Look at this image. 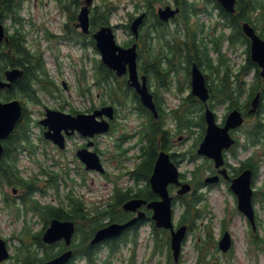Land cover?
<instances>
[{"label":"trees","instance_id":"trees-1","mask_svg":"<svg viewBox=\"0 0 264 264\" xmlns=\"http://www.w3.org/2000/svg\"><path fill=\"white\" fill-rule=\"evenodd\" d=\"M156 1L158 0H139L140 3L147 4L151 14L148 20L149 25L140 31V47L138 50L141 72L147 74L149 81H152V77L155 79L153 93L159 111V118H155L152 112L141 104L138 94L129 85L126 77H118L115 71L108 68L101 59L94 61L92 78H87V71L83 67L79 72L78 89L81 95L88 94L94 98L98 92H101L105 95V98L102 99L103 104L111 100V103L118 108H133L142 119L141 141L144 143L142 145L143 159L136 168L128 172L129 175L135 179L136 183L140 181L148 182L159 151L170 149L173 136L171 134L172 130L167 128L166 117H171V121L174 123L173 126L177 130L176 136L184 128L191 131L196 126L201 128L200 137L204 134V102L189 93L187 96L184 95L182 97L178 107L166 114L167 109L161 95V92L172 90L174 85H177L176 88L179 93H185L190 87V72L194 62L207 73V80L213 77L212 73H215L218 79L217 83H209L211 99L220 103H228V108H239L248 118H251L247 113L251 99L258 91H261L262 97L257 114L251 123L247 122L245 132L252 144L262 143L261 151L264 152V78L260 75L258 65L251 59L250 48L248 47L247 50L248 57L246 62L237 70H233L229 64H226V57L221 53L220 38L211 36L208 33L210 35L209 40L211 39L210 41L215 43V46H209V40L206 39V35L199 37L200 32L205 30L204 25L191 21V14H197L200 10H205V7L199 8L200 4L196 0H175L176 4L181 7L182 14L180 17H186L184 23L181 22L185 27L184 29L181 26V29L183 32L186 31V34L182 36L176 32L174 33L176 35L174 36L175 38H172L168 37L170 30L154 13L153 5ZM204 2L214 4L219 9V14L225 23L224 25L234 27L235 33L233 36L237 35V38L244 39L242 21H249L257 29L262 30V36L264 37V0H237L235 13L226 11L216 0H205ZM20 5L21 0H0V19L5 21V19L10 18L15 26L11 32L7 29L8 33L10 32L9 41L0 44V79L4 77V71L9 67L18 66L24 69L23 77L18 79L10 90H3L7 99L18 98L23 106L22 116L6 141L4 153L0 158V181L10 186H20L21 175L17 170L16 161L19 153L26 146H23L22 142L30 141L29 126L31 117L26 104L28 101L40 103L41 96L39 91L43 90L53 94L57 89L55 80L49 76L46 68L44 54L39 49L32 50L29 47L28 37L30 31L25 28L19 12ZM114 8H116L114 2L110 0H105L103 6L98 5L94 12V23L97 26H99V22L101 24H109V16ZM49 36L50 34L48 33L47 37ZM80 38L82 39L83 36L80 35ZM158 46H162V48ZM212 50L219 55V59L216 60L218 62L215 64L212 58ZM252 70H255L256 73H253V80L249 82L246 80L245 75ZM181 74H184L183 78ZM244 94H246V98L242 101ZM213 100H210V103ZM194 109H199L200 114L197 116L193 114ZM118 146L121 147L119 142ZM175 157L177 155L173 154V159L176 161ZM195 157L196 155L192 152L191 160ZM259 160V155H257L256 159L253 157L250 160L243 161L242 167H251L256 175L260 166ZM200 168L201 166L197 167L192 174L195 191L186 195L176 196L177 199H180L179 203L182 207L180 222L190 224L192 227L211 212L208 208H204L205 202H202L203 193L198 190L204 184L202 180L204 172L202 174ZM234 171L235 173L239 172V169L235 168ZM57 181L58 179L52 175L46 178V184L56 188H58ZM26 184H28H24L26 187L21 184V188L27 189L28 193V200H24V204L27 206L25 210L30 207L39 211L47 224L54 217L61 220L76 221L79 223L80 234L84 239H89L93 232L109 223L126 221L129 215L122 208V204L127 199L132 197L151 199L155 197V193L151 190L149 184H146L140 189L132 187L126 190L123 188L117 189L112 199L108 202L107 207H100L103 205H95L93 208L89 207L83 198L75 196L73 193L67 194L65 201H62L58 206H53L52 204L43 205L34 198V194L40 191L37 181H27ZM254 198L257 201H264V194L256 191ZM223 223L227 227V223L225 221ZM137 227L138 225L135 224L126 229L123 234L125 236L120 241H128L131 236L129 233H133L131 240L135 241ZM152 227L156 237L155 245L157 250L163 252L167 249L168 262L171 264L173 258L169 246V233L164 229L157 228L153 222ZM249 238L257 255L260 251H264V238L258 231L251 229ZM212 243H214V236L212 231L209 230L205 242L197 246L199 251L195 264H220L219 258L213 255L209 256ZM110 244V249H116L119 246L118 239L111 241ZM86 254L90 264H94V249L88 246ZM23 257L21 262L17 264H37L42 258L36 253L31 255L32 259L26 254ZM27 257L28 259H26Z\"/></svg>","mask_w":264,"mask_h":264},{"label":"rangeland","instance_id":"rangeland-1","mask_svg":"<svg viewBox=\"0 0 264 264\" xmlns=\"http://www.w3.org/2000/svg\"><path fill=\"white\" fill-rule=\"evenodd\" d=\"M101 2V0H95V3ZM117 2V0H116ZM119 4V2H117ZM135 11L134 5L132 0H121L120 6L118 11L113 14L112 18V24L116 25V32H117V39L120 44H124L125 41L132 38V35H130L129 30L125 27V24L128 23L129 20V12ZM136 12V11H135ZM216 13V12H215ZM24 15L25 20L30 25L36 27H49L51 30L59 32L62 24L66 21V15L59 9L58 4L55 1L48 0L47 2H39L37 5L34 0H31L29 3H27V6L25 7L24 11L22 12ZM200 17V20L206 21L208 24H210V19H215L214 14L212 16H203V15H196L194 18ZM5 23L7 26L13 30L15 27H13V23L6 19ZM34 24V25H33ZM118 24V26H117ZM25 28L27 29L28 26L26 25ZM171 28H175V26L172 24ZM42 31L40 30L39 33L37 31L34 32V34L41 35ZM35 36V35H34ZM38 36V37H39ZM31 42H33L32 39H30ZM43 46L47 47L50 46L48 44V41H41ZM62 52L60 54L59 61L62 62L61 69L62 74L60 73V70L58 69L59 64L55 62V57L52 51L46 52L45 60L48 68L52 72L51 75L54 79H58L59 82H61L62 78L68 80L72 84V89L64 91V94L71 93L73 94L72 100L74 105L79 107H84L85 104L82 101V99L74 97L76 96L75 93L77 90V82L74 81L76 77H78V71L80 72V68L82 65V57L83 53L82 51L78 50L77 48H73L72 46H66L63 45L60 49ZM223 51L226 53V57L229 58L230 63L233 64V68H237L239 64L244 62L246 60V49L245 46L240 45L236 52L229 51V49L224 46ZM95 53L91 51L90 56L94 58ZM99 56V54H96ZM215 59V56H214ZM84 61V60H83ZM85 62V61H84ZM206 73V72H205ZM207 74V73H206ZM213 77L209 79V83L212 84V82L217 83L218 79L215 76V73H212ZM184 76H182L183 78ZM249 80H253V75L249 74L247 76ZM155 79L152 77L151 85L153 87V82ZM99 97L95 99L96 102H101L103 98H105V95H103L101 92ZM97 93V95H98ZM186 93H189L186 92ZM167 96L166 98V105L168 106V110H172L173 107L178 106L180 101L182 100L181 93L180 94H169L165 93ZM107 99H109L108 96H106ZM246 98V94L243 95L242 101ZM0 100L7 101L5 97V94L3 91H0ZM213 100V99H212ZM42 101L45 103V105H53L54 102L50 99H48L45 96H42ZM214 106V111L217 114V117L219 118V122L221 120V117L225 113V111L228 110V103H220L216 100H213L211 102ZM44 104L35 105L31 104L32 109L34 110V113L32 114V120H37L39 118V114H41V109L44 107ZM198 108V107H197ZM196 116L200 114L199 109H194V113ZM118 120L121 124V127L123 129L121 131H128L129 133H134L137 127L141 124L142 119H140L137 114L135 113V110H132L131 108H120L119 107V117ZM249 123H251L253 120L252 118L248 119ZM173 122L170 121L169 125L173 126ZM34 129L31 130L32 133V139L34 141H41L39 139L40 130L37 126H35V123H33ZM247 128V126H246ZM119 132V133H120ZM244 132V130H243ZM200 133V127L196 126L192 128V132L190 133L187 128H184L182 130V133L177 134V136L173 139V147L172 150L186 152L183 158V161L179 164V168L181 172H184L185 175L188 174V176L191 174L192 169L194 166L199 163L200 166L203 168L202 172H205L207 168H209V162L204 159L202 156H197L196 159L191 161L190 159H187L191 157V151L192 149H196V144H198ZM242 133V132H241ZM108 137L101 136L98 140V144L101 148L107 149V145L109 144ZM134 139L129 142V145L132 144ZM196 143V144H195ZM41 148L43 150H48V152L52 155L54 153L53 148L51 146H44L41 144ZM250 151V150H249ZM138 150L135 149L132 154H137ZM195 153V152H194ZM248 152L246 154L240 153L238 154V158H231L230 163L232 166H238L241 157L246 158ZM34 155L35 160L32 156L27 154L26 152H23L20 156L21 160L19 161L18 165L22 169L23 174L26 176L34 175L35 173H39L38 170H40V165L37 161L43 162V166L45 168H48L49 166L53 169L59 170V167L52 165L49 161H46L45 155L42 154V150H38ZM137 160L134 161H128L126 164L127 166H133ZM106 167L109 169L110 175L113 176L120 174V170L116 166V162H112L110 159L105 160ZM74 167V166H73ZM28 168V171L26 170ZM82 173L85 175V184L84 185H76L74 186L75 193L78 195H81L88 204H92L93 202L97 203H104L108 200L110 197L115 181H112V179L109 180L106 176L99 174L97 172H85L82 170ZM71 175L78 181L79 179L83 178L82 175H77L75 172H71ZM110 177V176H109ZM111 178V177H110ZM115 180V179H114ZM43 184V183H42ZM42 184H39L42 186ZM119 185L121 186H129L134 185V181L128 176H123L119 180ZM256 190H262L264 192V159L263 162L260 164V168L258 169V173L256 176V183H255ZM205 194H207V204L209 205V210L211 211L210 214H207L205 219L200 222V229H197L195 232H193L192 235H189L188 241L186 243V249L184 257L181 261V264H195L197 259V251H196V244L202 243L204 240V234L203 229L205 228V224L202 222L209 221V223L212 221L213 230L215 232V241H218L220 236L222 235V231L220 232V228L222 226L223 220L227 223V228L231 231L234 237V249L233 252H230L229 254H221L217 255V258L220 259V264H264V253H258L255 251L251 243L249 242V236H250V229L252 228L249 224L247 218L241 214L237 209V201L235 195L232 193V191L229 189V184L227 183H219L213 188H204ZM9 192L11 194V190L9 189ZM6 193V188L3 187L0 190V236L4 238H9L13 235L15 230L21 229L24 221V218L18 217V213L15 210H12V208H21V205L19 207H11L10 205L6 204L4 195ZM64 195V190L61 192ZM42 202H58V196L54 192H50L47 196H37ZM256 210L258 213V229L261 234L264 235V206L263 203H256ZM176 217L175 221L176 223L179 221L180 215H181V208L180 206L176 205L175 207ZM34 230L37 229V226H33ZM139 240L138 245L132 247L133 243L129 242L128 244L121 243L119 245V248L115 251V253L111 256V264H169L168 262V254L167 249L165 251H158L155 253V246H154V238L151 233V229L149 224H144L139 229ZM215 246L213 248L215 250ZM134 249V250H133ZM102 256L99 259L98 264H103V259L108 255L107 249H103L100 253ZM175 264V263H174Z\"/></svg>","mask_w":264,"mask_h":264},{"label":"water","instance_id":"water-1","mask_svg":"<svg viewBox=\"0 0 264 264\" xmlns=\"http://www.w3.org/2000/svg\"><path fill=\"white\" fill-rule=\"evenodd\" d=\"M93 0H86V4L82 7L79 20L80 26L84 32H89L90 26V5ZM223 7L229 12L235 11L236 0H218ZM179 12V8L173 9L171 6L161 7L158 10L160 17L167 21ZM146 13H142L132 22V32L136 37L139 35V27L144 21ZM243 29L247 36L252 40L251 58L261 67V75L264 77V39L257 33L250 23L243 24ZM97 42V48L101 53L103 62L108 68L114 70L118 76L128 75V82L139 94L141 102L149 108L154 115L158 116L156 103L153 94L149 90L147 76H139L138 69V49L137 43L130 47H122L116 41L113 28L105 26L94 33ZM4 40L8 41L9 37L5 31V25L0 19V43ZM6 80H0V88L11 87L12 84L24 75V70L18 67L7 69L5 72ZM192 93L200 100L206 103L205 121L207 124L206 133L201 141L198 153L212 158L215 166L220 168L224 165V150L235 144L236 140L230 134V129L241 126L244 123V114L238 108L231 110L226 118L224 125H219L214 111L209 107L207 101L210 97L209 87L206 82L204 73L195 63L192 67ZM261 93L258 92L251 101V108L248 112L254 113L260 104ZM22 104L19 100L14 99L3 102L0 100V157L3 153L2 140L7 138L15 129L16 124L22 116ZM107 115L109 119L114 118V107L106 105L96 109L93 113L72 115L62 111L47 109L46 117L40 122L47 131L45 137L53 140L59 146H64V134L70 133L69 130H78L85 136H94L97 133L106 132L110 129V121L107 119L99 120L98 117ZM81 158L86 163L87 169H97L104 172L105 168L100 160L97 152L84 150L80 153ZM220 173L228 177L225 168L219 170ZM253 172L246 169L231 181V189L237 196L238 209L255 227V208L253 205V188H252ZM219 175H212L206 178L207 183L218 182ZM150 184L155 193L160 196L158 200L148 201L146 199H130L124 204V209L129 211L137 210L142 204H147L148 208L154 211L153 219L157 227H164L171 231V249L176 261L179 260L182 241L186 235L187 225H182L175 230L173 222L172 199L170 195L169 185H181L178 194H185L190 191L189 183H180L179 171L176 164L171 160L170 155L161 151L155 161L153 173L150 177ZM144 217V212H140L139 216L125 223L114 222L96 231L92 243H97L107 238L119 236L127 227ZM75 232V223L70 220L53 219L50 226L44 233V241L53 243L59 239H66L69 244ZM232 245V239L229 232H226L220 240L219 246L223 251H228ZM71 256L68 251L60 257L46 264H62ZM8 257V252L4 240L0 238V260Z\"/></svg>","mask_w":264,"mask_h":264},{"label":"flooded vegetation","instance_id":"flooded-vegetation-1","mask_svg":"<svg viewBox=\"0 0 264 264\" xmlns=\"http://www.w3.org/2000/svg\"><path fill=\"white\" fill-rule=\"evenodd\" d=\"M30 1L31 0H21V5H20V9H19L20 10L19 12L21 13V15H23L22 12L24 11L25 7L27 6V3H29ZM34 1L37 5L39 2L45 3L48 0H34ZM52 1H55L58 4L59 9H61V11L66 15V21L62 24L60 31H59V34L54 36L53 39L52 38L49 39V43H48V44H50L49 48H51L53 46H63V45L72 46L73 48L74 47L79 48L80 51L83 50L85 52V55H86L87 52L89 53V51H96L97 47H96V40L94 37L95 31H97L98 29H100L101 27L106 26V25H112L116 31V25L112 24V18H113L112 13H110V16H109V24H101L99 22V26H97L94 23V16H95L94 12H95L96 7H98L99 2L97 4L94 2V4H92L90 7V9H91V11H90V32L89 33H82L81 27L79 26V22H80L79 15H80L82 7L86 3V0H52ZM119 1H121V0H119ZM132 2H133L134 9L136 12L135 11L129 12L130 17H129L128 23L125 24V27H128L129 24L131 25V23L135 19V17H137L138 15L145 12L146 16L144 18L143 23L140 26V30H142L147 25H149L148 20L150 18L151 10L147 8L146 3L144 4L141 2V3H138L137 5H135L136 1L132 0ZM104 4H105V0H101L99 5L103 6ZM65 5H67V6H65ZM168 5H170L174 8L179 7L181 9V7L176 4L175 0H158V2L157 3L155 2L153 5L155 15H157L158 18H160V15L157 12L158 8L166 7ZM181 14L182 13L180 12L177 16L169 19L168 21H163L160 18L162 20V22H164L165 26L170 30V33H168V37L170 36L172 38H175L174 36H176V35L174 33H176V32L179 33L180 35H182V33H183V35L185 36L186 31L183 32L181 29V26L184 29H185V27L183 24H181V22L184 23V21L186 20V17L181 18L180 17ZM9 20L11 21L10 18H9ZM172 24L175 26V28H171ZM5 25H6V23H5ZM117 26H118V24H117ZM13 27H15L14 24H13ZM32 27L35 28L36 25H34ZM7 29H9L10 32L12 31L11 28L6 25V30ZM234 30H235L234 27L229 26V25H227V29H225L224 27L221 29L219 36H218L220 38L219 46H226L229 49V51L232 50V46L243 45V46H245V49L247 47L250 48L251 40L248 37H246L245 35H244V39L237 38L238 37L237 35L233 36L235 33ZM257 30L260 32L261 35H263L262 30H259V29H257ZM80 35L83 36V38H84V39L82 38L83 40L79 37ZM134 39L131 38V39L125 41L123 45L126 47H129L130 45H132L134 43ZM139 39H140V35H139ZM136 40H137V38H136ZM5 42L6 41L2 42L1 44H4ZM32 46H38V45L32 44ZM212 46H215L214 41H212ZM139 47L140 46H138V49H139ZM158 47L162 48V46H158ZM245 53H247V52H245ZM89 59L91 61V57H89ZM5 72H6V70L4 71V77L1 79H6ZM15 83H16V81L13 83V85ZM63 83H65V81H63ZM12 86H11V88H12ZM11 88L4 87V88H1L0 91L10 90ZM67 88H68V86H67ZM70 95L72 96V94H70ZM46 96L48 99L55 102L54 105H50V107L60 109L63 111H67V112L75 114V115L78 113L75 110H72L70 108V102H69V100L65 99L63 94H60V93H57L55 95L46 94ZM81 99L86 104V109L84 110V112H92L97 107H101L103 105H106L103 103L97 104L95 99L91 98L88 94L81 96ZM107 104H112V103L108 102ZM48 107H49L48 105L47 106L45 105L41 109V114H39V118L37 120V126L39 127V130L41 133L39 135L40 136L39 138L41 139V141L39 142L37 140L36 142H33V143H32V141L22 142L23 145H26L25 147H23V151L30 153L31 150L35 147L36 149L42 150L44 154L50 156L51 154L48 152V150L45 151L41 148V144H43L44 146L49 145L53 148V151L55 153V157L53 156V159L57 161V163L59 165V169L61 170L62 165L67 163L69 167H67L66 172L71 173V171H74L77 175L78 174L82 175L83 180L85 181V175H84V173H82V170L85 172H89V173H91V172L86 171L84 169V167H83L84 165L82 164V162L80 160V153L83 152L87 148L88 149L91 148L92 150L98 151L99 148H98L97 142H98V138L100 136L96 135L93 139H90V138L85 137L84 135H82L78 131H76L70 135H67L66 131H63V133L65 134V137H66V141H67L64 148H61L58 145H55V143L51 140L44 139L45 138L44 133H45L47 128H45L42 124H39L38 121H40L41 118L44 117L45 111ZM250 107H251V105L249 106L248 110L250 109ZM230 110L231 109L228 108V110L225 111V113L221 117V120H220L221 125H223L225 123L226 116ZM31 113L33 114L34 110L31 111ZM256 114H257V112L255 114L251 115L252 120H254V117L256 116ZM112 125H113V123H112ZM245 125L246 124H244L241 127H237V128L230 130L231 135L237 141L236 145L231 147L228 151H225L226 168L228 169L229 176L232 178L239 175L244 169H247V168L252 169L251 167L243 168L241 166L242 162H239L238 166H236L239 169V172H236V173H235V171L231 172V170H232V165L230 164L231 158H233V159L238 158V154L240 151V153H243V154H246L248 152L246 158L241 157L242 161H247L248 159L250 160L254 157V153H255L254 151H255V148L257 147L253 144L250 145L251 142H250L247 134L245 133V131H246ZM243 130H244V132H243ZM204 131H205V128H204ZM101 136L108 137L107 141H109V143L111 145V149H112V151H110L109 155L105 154L104 152H99L102 155V159L104 161L106 159H110L112 162H116V166L118 167V169L119 170L121 169L120 171L124 172L125 169L127 168L126 162L120 161L118 163V159L116 158L114 150H113L114 139L116 137V131H114L113 126H112L109 134L101 135ZM8 139H9V137H7L6 139L3 140L4 150H5V143ZM89 146H91V147H89ZM3 153H4V151H3ZM138 158L143 159V154L141 153L140 157L137 156V158H133V160H136ZM263 158H264V156L261 157V160ZM253 161H255V160H253ZM211 162H212V160H211ZM70 166H72V170H71ZM26 170L28 171V168H26ZM218 170L219 169L215 168V166L213 164L211 166V168L209 170H207L205 173H206V175H209V174L214 175V174L218 173ZM252 170L254 172V169H252ZM39 171H42V169ZM61 173H63V172L61 171ZM32 175L26 176L23 174V171L21 170L20 186H15V185L10 186L7 183L0 181V190L3 187L6 188V193L4 195L5 202L9 201V204L11 207H19L21 205V208H27V206L24 204V200H28V193H27V189L24 190L23 188H21V184H22V186L26 187L25 185H28V184H26L27 181L30 182L33 180ZM206 175H204V178L206 177ZM182 181H185V180L182 178ZM219 183L229 184V180H226L223 176H221ZM255 183H256V177H255V172H254L253 186H255ZM76 184L80 185V179L78 181H76ZM146 184L147 185L149 184V186L151 188L150 183L145 182V184L143 183V185L140 184L138 186V189H140L141 187H144ZM193 184H194V182H192V186H193ZM45 185H48V184H46V181H45ZM211 185H215V184H211ZM170 188L172 190V194L174 195V200H176L177 198H176L175 192H177L180 187L176 186V185H170ZM9 189L11 190V194L9 192ZM151 190H152V188H151ZM40 192H41V190H40ZM134 198H136V197H134ZM158 198H159V196L155 193V197L151 198L149 200H154V199H158ZM129 199H131V198H129ZM129 199H127V200H129ZM138 210H140V212H144V217H142V219H140L139 221L136 222L138 225L136 233L138 232L140 227L145 223V222H142V220L144 218H146L145 221L148 223L150 220V217L152 215V212H153L151 209L147 208V205H142L141 207H139ZM126 212L129 215L128 218L126 219V221L138 216V211H126ZM52 219L53 218H51L50 221ZM24 221L25 222L23 223L21 229L15 230L11 237L5 238L7 241V246L9 248L11 254H10V257H8L7 259L0 261V264H17L18 262H21V260L24 258L23 257L24 254H26V256L31 258V255H33V253L39 254V256L42 257V258H40V261L37 262V264H44L48 261H51V260L57 258L58 256L64 254L65 252H68V251L71 252V257L67 262L62 263V264H88V256L86 254L88 246L91 247L92 249H94V251L97 253H101V251L103 249H107V251L109 252L111 241H113V240L116 241L118 239V242L120 243V239L121 238L123 239L125 236V235L123 236V234L125 233V231H124V233L118 238L104 240V241L98 242V243H92V238L94 237L96 231L93 232L92 236L89 239H84L81 237V234H80V228L78 226L79 223L76 222L75 233L72 237V241L69 244H67L66 240L63 238L54 242V243H45L43 240V233L46 230V228L49 226L50 221L47 224V222H45L44 219L42 218V216L39 214V211L32 210V209L27 212L26 218ZM34 225L37 226L36 230H34V228H33ZM188 226H189L188 230H190L189 231L190 234L193 233V227L190 224H188ZM129 234L133 235V233H129ZM118 248L119 247H117L116 249H118ZM28 257L26 259H28Z\"/></svg>","mask_w":264,"mask_h":264}]
</instances>
